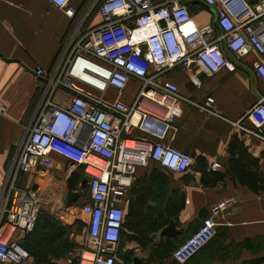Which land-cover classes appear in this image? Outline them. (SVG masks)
Returning a JSON list of instances; mask_svg holds the SVG:
<instances>
[{
  "label": "crops",
  "instance_id": "crops-1",
  "mask_svg": "<svg viewBox=\"0 0 264 264\" xmlns=\"http://www.w3.org/2000/svg\"><path fill=\"white\" fill-rule=\"evenodd\" d=\"M101 1L69 0L68 7L75 13L68 16L48 0H0V103L5 109L0 115V227L11 241L18 240L20 234L10 232L1 218L2 196L17 149L35 121L47 86L45 78L37 77L35 71L41 68L44 75L51 76L69 42L100 22L97 4ZM189 11L191 20L185 31L192 26L213 27V12L204 5L194 1ZM222 50L234 71L199 74L195 86L190 79L196 69L176 66L159 79L178 88L175 118L163 140L141 132L136 126L139 112L133 116L127 138L171 145L187 153L191 165L186 173L170 172L153 162L137 168L126 195L125 211L130 219L117 247L119 264H133V259L138 264H177L173 249L209 216L218 224L215 236L183 264H264V190L254 191L241 182L264 178V127L257 133L246 119L248 110L264 95V84L253 68L256 63L264 64V56L250 52L236 59ZM140 86L141 81L132 78L121 93L110 88L105 97L130 105ZM208 97L214 99L210 112L203 109ZM52 98L62 105L70 98V91L56 88ZM142 104L164 113L163 107L148 100ZM42 160L45 177L21 175L18 182L36 190L39 218H51L65 229L80 220L87 229L86 217L81 213L82 219L74 216L75 206L80 212L85 195L81 193L74 204L66 205L67 179L72 173L67 161L52 153ZM212 163L219 168L211 170ZM75 191L81 192L79 184ZM220 203L228 206L214 213ZM170 221L174 235L163 232ZM69 244L56 253H46L40 262L29 255L25 264H70L68 259L77 249ZM72 259L71 264H75Z\"/></svg>",
  "mask_w": 264,
  "mask_h": 264
},
{
  "label": "built area",
  "instance_id": "built-area-1",
  "mask_svg": "<svg viewBox=\"0 0 264 264\" xmlns=\"http://www.w3.org/2000/svg\"><path fill=\"white\" fill-rule=\"evenodd\" d=\"M48 1L68 16L75 13L68 7L69 0ZM194 1L213 12V27L184 30ZM97 13L100 22L69 42L50 77L41 68L35 71L47 86L35 121L17 149L2 196L1 218L20 237L11 241L0 227V264H25L29 258L22 241L35 228L40 201L35 189L18 182L21 175L45 177L42 159L49 153L65 159L69 171H78L80 180L86 181L81 193L87 199L80 213L86 217L87 247L71 254L68 263L74 257L77 264H116L127 190L137 168L153 162L164 170L186 173L191 165V157L171 145L125 136L139 112L138 129L153 139H164L175 118L178 88L159 79L176 66L196 69L190 79L195 86L199 74L234 71L222 48L236 59L250 52L264 56V0H102ZM253 68L264 84V64ZM132 78L140 80L141 86L130 105L107 100L108 89L121 93ZM59 87L70 91L62 105L52 98V91ZM143 100L163 107L164 113L143 105ZM213 103L212 97L206 98L203 109L210 112ZM4 110L0 103V115ZM246 119L261 132L264 95L248 110ZM218 168L217 163L210 166L213 171ZM227 206L220 203L213 211ZM217 227L213 216L205 218L173 249V260L185 263L215 236Z\"/></svg>",
  "mask_w": 264,
  "mask_h": 264
},
{
  "label": "trees",
  "instance_id": "trees-1",
  "mask_svg": "<svg viewBox=\"0 0 264 264\" xmlns=\"http://www.w3.org/2000/svg\"><path fill=\"white\" fill-rule=\"evenodd\" d=\"M241 182L251 186V188L254 191L264 190V178L261 179V178L256 177L253 180L247 179L246 181L241 180ZM129 217H128V214L126 213L124 226L126 223L129 222V219H130ZM34 231L37 232V234ZM64 231H65V228L60 227L55 220L51 218L46 219V218L40 217L38 218L36 222L35 228L28 234V236H26L25 242L22 245L25 248V250L28 252V254L30 253L29 255H32L35 257L36 262H40V261L45 260L46 253L53 254V253L58 252L59 248H54V245H55L54 242L61 241L64 235ZM33 232H34V235L32 236ZM34 248L36 250H41V252L35 251Z\"/></svg>",
  "mask_w": 264,
  "mask_h": 264
},
{
  "label": "rangeland",
  "instance_id": "rangeland-1",
  "mask_svg": "<svg viewBox=\"0 0 264 264\" xmlns=\"http://www.w3.org/2000/svg\"><path fill=\"white\" fill-rule=\"evenodd\" d=\"M76 208L77 206H75L74 208V216H76V218L78 219H82V215L80 214L79 210H77ZM34 232L32 233V236L34 235ZM35 233L37 234V232ZM67 242L70 243L69 245H71L72 249L74 250L75 249L80 250V249H84L87 247L86 228L84 227V225H82L80 220L78 221L77 224H74L73 226L65 229L64 235L61 241L58 244H56V247L58 248L65 247L64 245H67ZM35 251L41 252V250H36V249Z\"/></svg>",
  "mask_w": 264,
  "mask_h": 264
},
{
  "label": "water",
  "instance_id": "water-1",
  "mask_svg": "<svg viewBox=\"0 0 264 264\" xmlns=\"http://www.w3.org/2000/svg\"><path fill=\"white\" fill-rule=\"evenodd\" d=\"M78 184L82 192V189L85 187L86 181L84 179L80 180L78 171H73L67 179L66 205L74 204L81 195V192L75 191ZM163 232L168 235H174L175 229L173 221L169 222V224L163 229ZM138 262L139 261L137 259H133V264H138Z\"/></svg>",
  "mask_w": 264,
  "mask_h": 264
},
{
  "label": "clouds",
  "instance_id": "clouds-1",
  "mask_svg": "<svg viewBox=\"0 0 264 264\" xmlns=\"http://www.w3.org/2000/svg\"><path fill=\"white\" fill-rule=\"evenodd\" d=\"M66 2L67 0H57V3H61V4L66 3Z\"/></svg>",
  "mask_w": 264,
  "mask_h": 264
}]
</instances>
